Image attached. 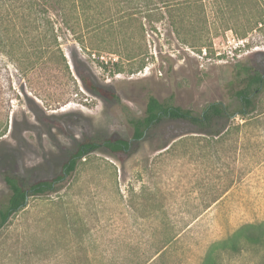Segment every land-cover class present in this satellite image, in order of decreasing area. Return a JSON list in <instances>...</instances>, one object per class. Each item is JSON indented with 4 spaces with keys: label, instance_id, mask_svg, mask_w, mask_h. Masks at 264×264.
Here are the masks:
<instances>
[{
    "label": "rangeland",
    "instance_id": "rangeland-1",
    "mask_svg": "<svg viewBox=\"0 0 264 264\" xmlns=\"http://www.w3.org/2000/svg\"><path fill=\"white\" fill-rule=\"evenodd\" d=\"M182 1L111 3L91 32L50 10L60 50L39 59L18 25L23 46L0 50V201L5 173L50 178L81 141L130 138L149 95L200 112L234 103L242 66L264 71V0ZM254 102L218 135L165 120L129 154L89 153L0 228V264H264V89Z\"/></svg>",
    "mask_w": 264,
    "mask_h": 264
},
{
    "label": "trees",
    "instance_id": "trees-1",
    "mask_svg": "<svg viewBox=\"0 0 264 264\" xmlns=\"http://www.w3.org/2000/svg\"><path fill=\"white\" fill-rule=\"evenodd\" d=\"M158 1L164 5L175 4V0ZM139 2L149 4L153 0H1L0 50L11 55L12 51L23 46L22 41L13 36L15 32L20 34L15 29L23 23L25 26L27 24L28 29L37 35L36 38H32L37 40L34 46L36 58L46 57L50 53L55 54V51H59L60 48L56 43L57 33L54 31L53 17L49 15L50 10L54 17H58L63 24H69L73 30L79 26L82 20L85 24L84 28L91 32L96 31L100 24L113 21L110 14L102 8L106 7L107 10H110L111 3L119 5L125 3L128 6L139 4ZM182 2L185 4L199 3L200 8L204 6L203 0H183ZM258 23L259 20L250 21L248 23L249 30ZM54 45H56L55 48H53ZM241 80L242 86L233 92V104L212 101L206 104L200 112L173 104L170 101L172 95L164 101L149 95L143 116L129 120L132 126L130 138L110 136L100 141L90 139L81 141L62 163L60 172L53 177L25 183L16 175L5 173L3 183L8 189V194L4 200L0 201V228L14 213L26 206L29 197L57 192L66 176H69L75 170L77 163L89 153L104 147L113 154H129L146 138L148 132L162 121H183L192 125L195 132L218 135L224 127L222 129L215 127L219 120L225 119L227 126L224 132H226L231 127L232 123L229 121L232 118L236 115L245 116L254 111V100L264 89V71L258 72L247 66H242ZM82 81L88 89L95 90L109 99L116 98L113 91L96 85L87 77H83ZM247 239L256 243L260 241V236H247ZM204 264H218V262L208 253L204 257Z\"/></svg>",
    "mask_w": 264,
    "mask_h": 264
}]
</instances>
